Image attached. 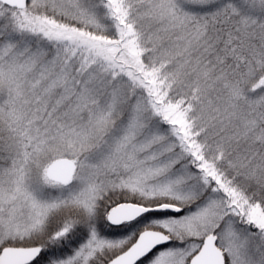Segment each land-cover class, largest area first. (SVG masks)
Here are the masks:
<instances>
[{"label":"snow or ice","instance_id":"6c2138e0","mask_svg":"<svg viewBox=\"0 0 264 264\" xmlns=\"http://www.w3.org/2000/svg\"><path fill=\"white\" fill-rule=\"evenodd\" d=\"M0 264H264V0H0Z\"/></svg>","mask_w":264,"mask_h":264}]
</instances>
